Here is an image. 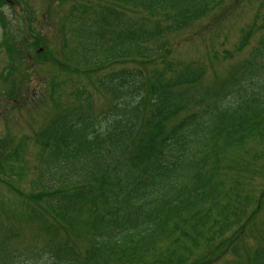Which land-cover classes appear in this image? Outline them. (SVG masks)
<instances>
[{"label": "trees", "instance_id": "trees-1", "mask_svg": "<svg viewBox=\"0 0 264 264\" xmlns=\"http://www.w3.org/2000/svg\"><path fill=\"white\" fill-rule=\"evenodd\" d=\"M58 2H69L60 46L39 33L28 43L44 49L55 114L16 143L0 138V214L20 215L0 223V264H264V0ZM231 36L248 57L223 49ZM3 44L12 99L13 56L26 55ZM188 44L200 60L180 58ZM222 55L237 62L205 81ZM61 74L97 76L109 104L60 101ZM28 140L33 158L15 166Z\"/></svg>", "mask_w": 264, "mask_h": 264}, {"label": "rangeland", "instance_id": "rangeland-1", "mask_svg": "<svg viewBox=\"0 0 264 264\" xmlns=\"http://www.w3.org/2000/svg\"><path fill=\"white\" fill-rule=\"evenodd\" d=\"M36 4H39L38 0H36ZM61 6L63 9L61 7H57V10H55V13L47 14L45 17H42L43 14L39 15L38 20L32 23L33 28L30 32L31 37L39 33V36L43 35V38H45V42L48 46H51L52 44H55V47L57 44H58V47L60 46V38H59L60 30L58 29L59 22L61 18L64 16L63 14L66 13L65 9L69 7V2L66 4H62ZM13 11L14 10H12L11 8H8L7 10V19L9 18L8 30L12 31V33L17 23L19 25V22H20V18L19 17L16 18V15L13 13ZM248 16H250L249 12H248ZM247 18L243 22H246ZM20 36H21V33H20ZM221 38L222 36H219V39ZM234 38H235L234 36H231V40H230L231 43H233ZM0 40H1V37H0ZM195 47H197L199 50L200 45L199 44L195 46L191 44L186 45L185 48H188V52L186 53V55L180 54V58L187 59V58L193 57ZM200 53L201 52H199V54ZM25 55H26V58L23 60V63L25 65L28 64L29 67L28 68L21 67V69H23V72L24 70H26L30 76L28 78H24V83L27 84L26 86L27 88L25 90L21 89L20 90L21 94H23V92L24 94L27 92L29 93L30 91H34V90L36 91V93L38 91L41 93L40 91L41 87L44 88V90L46 91L45 79H48L50 76L48 74L49 73L48 69L45 68V66H43L41 63L37 64L35 62L36 61L35 54L31 50V48H29L28 46H25ZM5 56L6 55L4 54V52L0 50V66L3 65L2 62ZM13 65L15 66V64ZM225 68H226V65L223 66L222 64L221 67H218V70L223 71ZM61 75H62L61 78L64 81L61 82L62 88L59 94L60 101H63L67 94L66 99L67 101L70 102V104L72 103L71 105L83 104L85 106L88 103L89 104L91 103L92 107L94 108L93 109L94 112L96 111L97 113H99L104 106H107L109 104L108 95L105 94L102 90H100L97 87V84L95 82L97 76H94L90 79L83 77V76H77L78 81L75 83L73 81L75 77H72L71 78L72 81H70L68 79H64L63 74ZM15 78L17 77L15 76ZM75 87L80 88V90H83L84 88V91H85V93H83L81 97L76 98V99L75 97H73V95H71V92L74 93V91L76 90ZM42 93L43 95L45 94V92H42ZM0 98H3V97L0 96ZM28 98L26 100V103L12 110L9 109L6 101L2 99L0 100V138L7 137L8 139H10L11 142L13 139V142L16 143L18 142L17 138L19 135L23 136L25 133L28 132L26 129H28L29 127L36 126L37 124H40L43 122L46 124L54 116L55 113L53 111H48L46 110L44 106L39 105V102L42 101L41 98L36 97V96L33 99H28ZM48 104L46 105V107H49ZM3 109L8 110L6 117H5V114H3L2 112ZM27 142L28 144L26 146L25 153L23 151L20 153V157H19L20 162L14 163L15 166L18 164H21L23 160L31 161V159L33 158V155L37 147L30 140H28ZM10 146L11 145L9 144V147ZM257 181L259 185L264 184V177L263 176L259 177ZM18 185L21 188H24V184L20 180L18 181ZM6 216H9L10 219H13V218H19L20 215L17 214L15 210H12L11 206L7 204L4 206L3 211L0 214V223H3V224L6 223V219H8V217Z\"/></svg>", "mask_w": 264, "mask_h": 264}]
</instances>
